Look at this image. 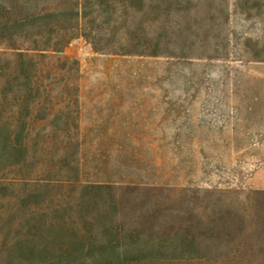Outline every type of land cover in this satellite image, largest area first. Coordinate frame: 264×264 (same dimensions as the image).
Segmentation results:
<instances>
[{
    "label": "rangeland",
    "instance_id": "374dc122",
    "mask_svg": "<svg viewBox=\"0 0 264 264\" xmlns=\"http://www.w3.org/2000/svg\"><path fill=\"white\" fill-rule=\"evenodd\" d=\"M18 14L29 20L15 33L73 38L36 58L28 98L19 52L0 48V184L46 178L64 153H80L83 182L127 165L119 176L173 190L120 191L127 264H235L219 248L229 236L178 224L210 194L241 204L264 191V0H19ZM29 193L0 186V264L23 257L13 243L38 201Z\"/></svg>",
    "mask_w": 264,
    "mask_h": 264
},
{
    "label": "trees",
    "instance_id": "16d2710c",
    "mask_svg": "<svg viewBox=\"0 0 264 264\" xmlns=\"http://www.w3.org/2000/svg\"><path fill=\"white\" fill-rule=\"evenodd\" d=\"M18 4L19 0H0V48L19 52L17 67L30 87L21 97L28 98L39 94L38 90L31 87L35 84L38 71L36 58L44 59L50 52H58L73 37H31L13 32L17 27H23L25 20H29L18 14ZM52 15H56L55 11L43 14L45 18ZM152 46L154 47L151 48H158L159 44ZM151 52L155 54L156 51ZM8 67L9 64L6 65ZM61 124L62 127H67L69 121H62ZM16 146L18 147L13 145L15 151ZM20 149L23 152L25 148L20 145ZM59 150L64 152L62 148ZM25 151L23 154H28ZM76 156L66 163L64 153L62 159L65 160L62 163L49 162L50 175L46 178L2 181L0 184L1 188L18 190L21 187L22 191H30V195L38 198V201L28 204V210H21L24 213L17 220L22 222L21 230L24 229L25 232L19 235L22 236L20 240L13 243V250L21 253L23 257H34L37 262L19 256L5 264H127L125 257L122 258L123 255L119 253L124 233L120 235V230L114 231L117 223L125 220L120 191H147L152 195L173 191L128 181L123 174L118 175L122 169L128 168L121 163L113 176L105 174L97 181L83 182L79 177L82 166L80 153L77 152ZM18 165L19 162L14 163V166ZM64 173L71 175L64 176ZM212 197V194L208 195L207 207L197 210L198 219L195 222L183 220L177 223L178 226L182 228L188 225L191 228L195 225V229L206 231L215 239H220L222 234L229 236L228 240H220L219 248L225 246L235 264H264V191L245 193L241 204H236L230 198V192H222L217 198ZM11 198L16 199L14 195ZM20 207L24 209L22 204ZM35 208L39 209L41 215V220L36 223L32 216L25 213H33ZM194 210L188 209V212L194 213ZM129 211L134 212L133 216L140 212L139 209ZM107 213L110 214L107 216ZM111 214L114 216L111 217ZM26 223L28 229L24 228ZM32 225L37 227V235L31 232ZM185 240L184 243L188 244L195 242L194 238ZM6 249L0 250L6 252Z\"/></svg>",
    "mask_w": 264,
    "mask_h": 264
}]
</instances>
